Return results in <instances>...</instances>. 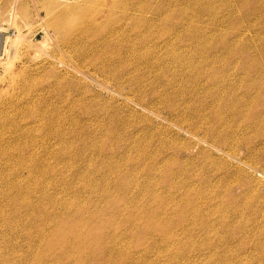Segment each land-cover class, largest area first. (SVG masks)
<instances>
[{
    "label": "rangeland",
    "instance_id": "rangeland-1",
    "mask_svg": "<svg viewBox=\"0 0 264 264\" xmlns=\"http://www.w3.org/2000/svg\"><path fill=\"white\" fill-rule=\"evenodd\" d=\"M122 2L0 0V264H264V0Z\"/></svg>",
    "mask_w": 264,
    "mask_h": 264
},
{
    "label": "bare ground",
    "instance_id": "bare-ground-1",
    "mask_svg": "<svg viewBox=\"0 0 264 264\" xmlns=\"http://www.w3.org/2000/svg\"><path fill=\"white\" fill-rule=\"evenodd\" d=\"M118 1L119 2H121V3H123L122 2V0H110V5L109 6H111V4H113V3H118ZM125 3V2H124ZM112 7V6H111ZM133 10V8H127V9H125V10H123L122 11V13L123 14H126L128 11H132ZM119 12H121V11H119ZM119 12H114V14L113 15H115V13H119ZM133 12V11H132ZM135 13L133 12V16H131V18H134L135 17ZM145 25V30L143 31L142 30V32H145V31H147L148 30V26L149 25H146V23H144ZM126 47H121V49L123 50V49H125ZM30 114H31V116L32 117H35V119L37 120V121H44V115H43V113H39L36 109H31L30 110ZM50 116H52V114H50ZM46 124H48V122H46ZM19 148H20V150H21V147H20V144H19Z\"/></svg>",
    "mask_w": 264,
    "mask_h": 264
}]
</instances>
